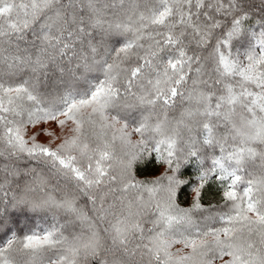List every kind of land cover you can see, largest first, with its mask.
Wrapping results in <instances>:
<instances>
[{
	"label": "snow or ice",
	"instance_id": "6c2138e0",
	"mask_svg": "<svg viewBox=\"0 0 264 264\" xmlns=\"http://www.w3.org/2000/svg\"><path fill=\"white\" fill-rule=\"evenodd\" d=\"M0 233V264H264V0H0Z\"/></svg>",
	"mask_w": 264,
	"mask_h": 264
},
{
	"label": "trees",
	"instance_id": "16d2710c",
	"mask_svg": "<svg viewBox=\"0 0 264 264\" xmlns=\"http://www.w3.org/2000/svg\"><path fill=\"white\" fill-rule=\"evenodd\" d=\"M247 48L246 41L234 42V51L243 52ZM135 115V114H134ZM43 127V125H41ZM47 127L52 130L57 127L56 124H49ZM39 129L34 128L32 131H38ZM44 136L38 137L41 142H47L49 138L43 139ZM138 136H133V139H138ZM164 170V166L159 165L153 157H149L142 164L137 165L136 175L138 179H152L159 175ZM184 176L190 181V183L183 187L178 193L177 202L182 207L190 206L192 199L195 195L193 192V187L196 186V177L198 174L197 165L195 163L189 164L184 170ZM247 185L240 184L238 187L239 192H243L244 187ZM201 203L205 208H216L218 205L223 204L222 200V185L219 183L218 179H213L205 189L202 190ZM16 217L19 221L18 231L28 233L30 229L35 231H41L48 227V222L42 218L41 215L33 214L30 212H17ZM27 225V227L25 226ZM216 227H220L221 224L217 223ZM10 234L0 233V247L4 246ZM182 247V245H178ZM19 259V258H17Z\"/></svg>",
	"mask_w": 264,
	"mask_h": 264
},
{
	"label": "rangeland",
	"instance_id": "374dc122",
	"mask_svg": "<svg viewBox=\"0 0 264 264\" xmlns=\"http://www.w3.org/2000/svg\"><path fill=\"white\" fill-rule=\"evenodd\" d=\"M51 131H53V132L56 133L57 135H64V134H67L66 130L60 129L58 126L55 127V128H53ZM45 138H49V139H50V137H47V136H44V137H43V139H45ZM56 142L59 143L60 141L57 140ZM176 247H178V245H177ZM224 259L226 260V259H229V258H228V257H224ZM215 264H224V261H223V260H217V261L215 262Z\"/></svg>",
	"mask_w": 264,
	"mask_h": 264
}]
</instances>
